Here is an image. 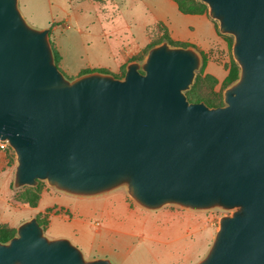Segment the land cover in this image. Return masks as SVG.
Segmentation results:
<instances>
[{
  "label": "water",
  "instance_id": "obj_1",
  "mask_svg": "<svg viewBox=\"0 0 264 264\" xmlns=\"http://www.w3.org/2000/svg\"><path fill=\"white\" fill-rule=\"evenodd\" d=\"M197 1L234 39L240 76L220 107L186 95L202 67L193 47L165 41L123 78L68 79L51 30L31 26L19 0H0V140L16 154L17 189L40 181L77 197L125 189L150 211H229L197 264H264V0ZM0 264L114 263L48 238L34 217L0 242Z\"/></svg>",
  "mask_w": 264,
  "mask_h": 264
},
{
  "label": "rangeland",
  "instance_id": "obj_2",
  "mask_svg": "<svg viewBox=\"0 0 264 264\" xmlns=\"http://www.w3.org/2000/svg\"><path fill=\"white\" fill-rule=\"evenodd\" d=\"M52 1L56 0H19V8L31 26L42 29L53 17L61 16L59 13L50 12L49 4ZM162 27L163 24L159 25L160 30ZM222 36L226 42H224L225 50L216 49V51L219 52L218 60L224 65L228 80L226 83H221L208 71L209 63L206 62L202 64V68L197 73L195 83L202 93L215 94L220 96L218 98L223 97L224 102L223 94L231 83L229 80L240 72V68L233 59L232 46L229 48L228 45L230 40L234 42L233 37ZM154 39L152 38L147 46L135 53L128 63L143 62L149 46L156 42ZM127 64L123 65L119 72L113 74L106 70L96 71L123 78ZM84 71L91 72L92 70ZM63 73L68 79L76 78ZM4 154L0 159V219L12 212V215L19 218L26 217L28 211H23L21 207L24 204L31 206L29 202L35 200L36 192L27 188L14 187L16 154L14 152ZM10 167L14 169L13 173L6 176ZM40 187L41 192L46 188L56 191L46 182H40ZM57 193L61 195L60 198L44 195L39 209L45 210L52 207L54 210L55 206L56 208H68L62 211V215L68 219L75 218L83 221L86 225H82L79 229L81 239H78L74 236V230L79 227L77 222H69L53 216L51 228L45 232L46 236L50 239H57L64 238L60 237L61 235H68L67 239L82 250L87 260L109 258L114 264H197L210 250L219 230L221 218L232 214V212L221 209L192 211L172 205L150 211L135 203L127 192L122 195V192L118 190L97 197H77L59 194L60 191ZM16 206H19L18 212H15ZM4 226L13 229L5 224H1L0 229ZM94 235H96L97 242L93 240ZM82 242L88 244V247L92 245V251L86 249V246L80 247L83 246ZM104 255L109 257H103Z\"/></svg>",
  "mask_w": 264,
  "mask_h": 264
},
{
  "label": "crops",
  "instance_id": "obj_3",
  "mask_svg": "<svg viewBox=\"0 0 264 264\" xmlns=\"http://www.w3.org/2000/svg\"><path fill=\"white\" fill-rule=\"evenodd\" d=\"M49 8L51 13H59L61 16L53 17L42 29L51 30V42L60 56L59 68L73 77L82 75L87 69L117 73L135 53L147 46L152 38L161 37L164 33L175 43L183 47H193L201 56L207 57L208 71L221 83L227 77L224 65L218 60L219 52L216 51L225 50V39L218 32L216 22L209 17L208 10L201 6L198 7V12L186 14L180 11L175 0H56L49 4ZM162 24L160 30L159 25ZM4 153H0V159ZM13 170L8 168L6 176L11 175ZM52 190L46 188L41 192L36 207L22 205L21 209L28 211V216L19 218L12 215V212L0 219V225L5 224L17 229L23 222L36 217L47 232L51 228V218L58 216L69 222H77L79 227L74 230V236L81 239L79 229L86 223L62 215V211L68 208L55 206L54 210L52 207L39 209L44 195L61 197L57 193L59 191ZM118 191L122 192V195L126 192L123 189ZM59 194L67 195L62 192ZM15 209V212H18L19 206ZM60 237L69 238L68 235ZM95 238L96 235L93 240L97 242ZM81 244L83 246L80 247L86 246V249L92 251V245L88 247L84 242Z\"/></svg>",
  "mask_w": 264,
  "mask_h": 264
},
{
  "label": "trees",
  "instance_id": "obj_4",
  "mask_svg": "<svg viewBox=\"0 0 264 264\" xmlns=\"http://www.w3.org/2000/svg\"><path fill=\"white\" fill-rule=\"evenodd\" d=\"M175 1L178 3L180 11L183 13H186V14H188V13L193 14V13L198 12L199 6H201V8H203V9L208 10V7L205 4H203L197 0H175ZM217 29H218V26H217ZM218 32H219V30H218ZM154 40H156V42L149 46V50L152 47L160 45L165 41H167L171 46H183V45H179V44L175 43L167 33H164L161 37H157ZM232 42H233L232 40H230L228 42L229 48H231ZM52 46H53V50H54L55 60H56V63L59 67L60 56H59L58 52L55 50L53 43H52ZM184 47H188V46H184ZM206 62L208 63L207 57L202 56V64H204ZM125 70H126V66H125ZM88 72L89 71H84L82 74L88 73ZM239 76H240V72L235 74L229 80V82L231 81L229 87L231 85H233L239 79ZM227 80H228V76L224 82L226 83ZM186 95H187L190 102H193V103L204 102V103H206V105H208L211 108L220 107V106L224 105V102L222 100L223 97L218 98L220 96H216L215 94L209 95V94L202 93L201 90L198 88L197 83H194V85L192 86L190 91H188L186 93ZM12 152H14V151L12 150ZM40 182H43V181H40ZM40 182L38 183V185L36 187H29V186L22 187L23 189L27 188V189L33 190V192H36L35 200H33L32 202H29V204L32 207H36L38 205L39 200H40V194H41V190H39V188H41ZM15 235H16V229H11V228H8L7 226L1 227V229H0V242L8 243Z\"/></svg>",
  "mask_w": 264,
  "mask_h": 264
},
{
  "label": "built area",
  "instance_id": "obj_5",
  "mask_svg": "<svg viewBox=\"0 0 264 264\" xmlns=\"http://www.w3.org/2000/svg\"><path fill=\"white\" fill-rule=\"evenodd\" d=\"M7 151H12V148L9 146L7 141L0 140V153H4Z\"/></svg>",
  "mask_w": 264,
  "mask_h": 264
}]
</instances>
